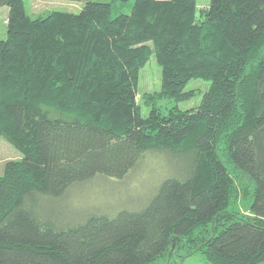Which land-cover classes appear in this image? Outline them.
<instances>
[{
  "label": "trees",
  "instance_id": "trees-1",
  "mask_svg": "<svg viewBox=\"0 0 264 264\" xmlns=\"http://www.w3.org/2000/svg\"><path fill=\"white\" fill-rule=\"evenodd\" d=\"M85 3L29 16L8 7L0 40V136L22 154L0 178V264H162L173 249L209 264H264V0ZM155 54L159 92L138 104ZM201 104L167 113L157 101ZM150 155L174 166L137 210L65 217L71 193L123 180ZM154 161V160H153ZM250 216L240 213L238 201Z\"/></svg>",
  "mask_w": 264,
  "mask_h": 264
},
{
  "label": "rangeland",
  "instance_id": "rangeland-1",
  "mask_svg": "<svg viewBox=\"0 0 264 264\" xmlns=\"http://www.w3.org/2000/svg\"><path fill=\"white\" fill-rule=\"evenodd\" d=\"M26 13L29 16H46L50 12L60 11L78 14L85 3L71 2L65 0H23ZM111 2L112 0H97ZM135 0H129L125 3H116L113 16L120 13L129 14ZM211 0H198V17H201V10L210 5ZM9 8L0 9V40L7 38V23L9 18ZM162 82V68L156 60L155 54H152L145 67L140 72V81L138 87V104L141 113L147 117L152 109L146 102L145 95L159 92ZM210 82L195 79L186 87V91H197L196 96L190 101L175 103L169 100L157 101V107L164 113L178 105L181 110H190L198 107L203 99L205 92L210 88ZM159 157V156H158ZM157 155H150L143 164L133 170L123 180L98 178L90 184L79 188L62 203L60 212L65 217L78 218L93 212L115 213L119 210L129 209L137 210L143 207L151 196L157 192L158 187L163 182L165 175L162 168L172 169L174 163L169 158L159 159ZM23 154L10 144L4 137L0 136V178L4 174L5 165L10 160H21ZM154 160V161H153ZM240 213L242 216H250L247 205L242 199L238 201ZM187 247L173 249L161 262L162 264H209L205 256L200 252L188 255Z\"/></svg>",
  "mask_w": 264,
  "mask_h": 264
}]
</instances>
